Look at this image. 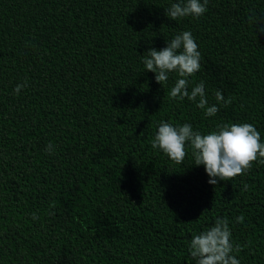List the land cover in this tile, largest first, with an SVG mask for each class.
I'll return each mask as SVG.
<instances>
[{
  "label": "trees",
  "instance_id": "obj_1",
  "mask_svg": "<svg viewBox=\"0 0 264 264\" xmlns=\"http://www.w3.org/2000/svg\"><path fill=\"white\" fill-rule=\"evenodd\" d=\"M176 2L0 0V264H196L188 245L217 217L240 264H264V164L210 185L191 147L175 163L151 146L162 120L251 123L264 142V32L249 23L264 0L173 21ZM182 31L202 57L189 92L204 81L209 106L217 89L232 98L215 116L142 63Z\"/></svg>",
  "mask_w": 264,
  "mask_h": 264
},
{
  "label": "clouds",
  "instance_id": "obj_2",
  "mask_svg": "<svg viewBox=\"0 0 264 264\" xmlns=\"http://www.w3.org/2000/svg\"><path fill=\"white\" fill-rule=\"evenodd\" d=\"M209 0H178L165 9V15L173 21L192 16H203L208 8ZM249 23L255 25L256 33L264 32V18L253 14ZM199 45L191 31H182L171 40H166L163 49L150 48L142 55V63L148 72L155 73L158 84L168 81L169 74L175 72L177 80L170 90L173 99L195 102L196 106L205 110V115L215 116L220 108L232 103V98H225L223 90L214 92L217 104L209 106L206 97L205 83L200 81L189 92V77L201 68V53ZM27 81L20 83L14 89L19 95ZM153 149H159L175 163H182L187 156V148L191 147L194 165H203L210 177L208 183L217 185L236 176L244 175L252 167L253 162L264 164V142L257 128L251 123H225L217 126V130L208 134L194 131L189 123L174 126L170 122L160 121L158 131L151 144ZM53 145L46 146V152L51 154ZM248 190V185H243ZM33 219H38L35 213ZM237 223L244 221L241 215L235 218ZM240 246L232 242V231L227 218L217 217L215 223L192 237L188 251L196 264H240L233 252H239Z\"/></svg>",
  "mask_w": 264,
  "mask_h": 264
}]
</instances>
